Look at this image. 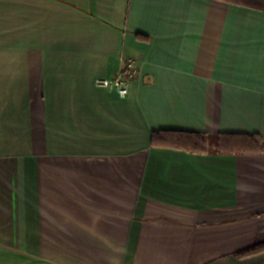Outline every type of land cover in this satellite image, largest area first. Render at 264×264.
Returning <instances> with one entry per match:
<instances>
[{
  "label": "crops",
  "instance_id": "obj_1",
  "mask_svg": "<svg viewBox=\"0 0 264 264\" xmlns=\"http://www.w3.org/2000/svg\"><path fill=\"white\" fill-rule=\"evenodd\" d=\"M133 58L129 94L97 86ZM264 10L234 0H0V264H264Z\"/></svg>",
  "mask_w": 264,
  "mask_h": 264
},
{
  "label": "trees",
  "instance_id": "obj_2",
  "mask_svg": "<svg viewBox=\"0 0 264 264\" xmlns=\"http://www.w3.org/2000/svg\"><path fill=\"white\" fill-rule=\"evenodd\" d=\"M250 7L264 10V0H234ZM152 145L159 142L165 143L175 149H181L192 153L211 154H235L250 155L264 150L262 139L257 135L247 134H220L210 137L205 134L163 131L154 132L151 138ZM264 252V242H258L248 249L236 253L237 257H248Z\"/></svg>",
  "mask_w": 264,
  "mask_h": 264
},
{
  "label": "built area",
  "instance_id": "obj_3",
  "mask_svg": "<svg viewBox=\"0 0 264 264\" xmlns=\"http://www.w3.org/2000/svg\"><path fill=\"white\" fill-rule=\"evenodd\" d=\"M139 74L140 67L137 61L133 58H127L124 60L123 68L113 77L98 79L96 84L103 89L115 90L122 98H125L129 94L131 81Z\"/></svg>",
  "mask_w": 264,
  "mask_h": 264
}]
</instances>
